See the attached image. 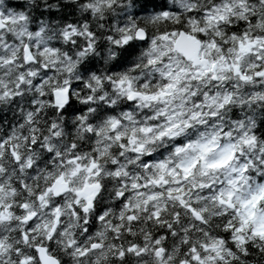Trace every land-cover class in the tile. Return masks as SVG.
<instances>
[{
  "label": "clouds",
  "instance_id": "obj_1",
  "mask_svg": "<svg viewBox=\"0 0 264 264\" xmlns=\"http://www.w3.org/2000/svg\"><path fill=\"white\" fill-rule=\"evenodd\" d=\"M0 264H264V0H0Z\"/></svg>",
  "mask_w": 264,
  "mask_h": 264
}]
</instances>
